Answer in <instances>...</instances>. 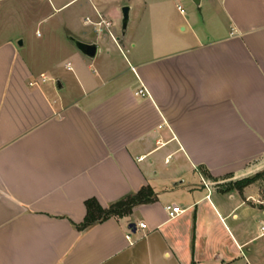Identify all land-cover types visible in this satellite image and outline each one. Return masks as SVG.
Segmentation results:
<instances>
[{"label": "crops", "instance_id": "1", "mask_svg": "<svg viewBox=\"0 0 264 264\" xmlns=\"http://www.w3.org/2000/svg\"><path fill=\"white\" fill-rule=\"evenodd\" d=\"M122 5L88 0L49 51L0 11V264H264V0H200L176 23L133 0L124 35ZM142 187L153 203L77 228L87 200Z\"/></svg>", "mask_w": 264, "mask_h": 264}, {"label": "rangeland", "instance_id": "2", "mask_svg": "<svg viewBox=\"0 0 264 264\" xmlns=\"http://www.w3.org/2000/svg\"><path fill=\"white\" fill-rule=\"evenodd\" d=\"M96 1V0H95ZM133 0H122V7L128 6V2ZM150 3H159L167 11V17L172 23H176L187 12V7L192 6L198 13V9L192 2V0H147ZM88 5V0H76L73 3L67 5L60 11L52 12L49 5V0H0V11L4 7L8 6L9 11L6 20L8 19H20L22 18L25 25L22 27V39L25 41V48H29L31 45L37 51H49L47 43H44L45 39L50 36V26L54 35L59 34L58 21L69 18L74 21L82 11ZM190 6V7H191ZM121 7V8H122ZM1 13V12H0ZM48 17L45 21L40 22L39 25H27L31 21L37 22L42 18ZM27 22V23H26ZM39 34L41 38H37L36 34ZM72 38V37H70ZM71 75V74H70ZM260 226H264V217L259 222H255L253 227L257 229ZM263 240L255 241L250 249L252 252L259 249Z\"/></svg>", "mask_w": 264, "mask_h": 264}, {"label": "trees", "instance_id": "3", "mask_svg": "<svg viewBox=\"0 0 264 264\" xmlns=\"http://www.w3.org/2000/svg\"><path fill=\"white\" fill-rule=\"evenodd\" d=\"M255 179H244L235 182L237 187L252 183ZM155 201V196L150 187H142L135 194L127 195L116 202L110 204L107 208H102L95 199H89L85 202L86 216L82 224L77 228L84 230L92 225L101 223L110 218H123L131 214L134 207L149 204Z\"/></svg>", "mask_w": 264, "mask_h": 264}, {"label": "water", "instance_id": "4", "mask_svg": "<svg viewBox=\"0 0 264 264\" xmlns=\"http://www.w3.org/2000/svg\"><path fill=\"white\" fill-rule=\"evenodd\" d=\"M193 4L199 8L200 6V0H192ZM129 10L130 8L128 6H124L121 8V34L124 35L127 25H128V21H129ZM73 43V45L76 47V49L83 54L84 56H86L89 59H92L95 57L96 55V51H97V47L96 44L91 43V44H87V43H83L81 41H78L74 38L70 39ZM19 46L22 45V41H18L17 43ZM128 228L131 229L133 228V231L135 229V224L134 223H130L128 225Z\"/></svg>", "mask_w": 264, "mask_h": 264}, {"label": "built area", "instance_id": "5", "mask_svg": "<svg viewBox=\"0 0 264 264\" xmlns=\"http://www.w3.org/2000/svg\"><path fill=\"white\" fill-rule=\"evenodd\" d=\"M102 23H103V22H102ZM136 94H137V95H140V96H144V95L146 94V91H145L144 89H141V90H139ZM260 204H262V205L264 204V198H263V200L260 202ZM165 210H166V212H167V214H168V217H170V218H174V217H176L178 214H180V213L183 212V210H181L180 207H178V206H177V207L166 206V207H165ZM139 227H140L141 229H144V228H145V225H144L143 223H140V224H139ZM261 230L264 231V227H262ZM126 238L129 240L130 236L127 235Z\"/></svg>", "mask_w": 264, "mask_h": 264}]
</instances>
